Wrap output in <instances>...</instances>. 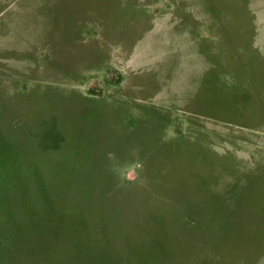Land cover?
<instances>
[{"label": "rangeland", "instance_id": "374dc122", "mask_svg": "<svg viewBox=\"0 0 264 264\" xmlns=\"http://www.w3.org/2000/svg\"><path fill=\"white\" fill-rule=\"evenodd\" d=\"M263 33L264 0H0V264H264Z\"/></svg>", "mask_w": 264, "mask_h": 264}, {"label": "crops", "instance_id": "0c3cea01", "mask_svg": "<svg viewBox=\"0 0 264 264\" xmlns=\"http://www.w3.org/2000/svg\"><path fill=\"white\" fill-rule=\"evenodd\" d=\"M232 26V24H231V22H230V20H227V22H225V26H226V30L228 31V33H230V30H232L231 31V39H232V41L234 42H236L239 46H241V47H245V46H248V45H250V44H248V41L247 40H245L246 39V35H245V30L247 29V26L246 27H244V26H242L241 28L239 27V25L240 24H235L234 25V27H233V29H231V26ZM237 25V26H236ZM236 26V27H235ZM263 35H264V33H263ZM243 37V38H242ZM256 40V39H255ZM249 43H252V41H250ZM255 43V45H258V43L259 42H254ZM258 48V47H257ZM259 48H260V46H259ZM258 48V49H259ZM260 50V49H259ZM260 55V54H259ZM260 57L261 58H263L261 55H260ZM260 57L258 56V59H256V63H257V65H258V61L259 62H261V64L260 65H258V67L260 68V71L259 72H261L262 71V69H264V61L263 60H261L260 59ZM263 88H264V86H263Z\"/></svg>", "mask_w": 264, "mask_h": 264}]
</instances>
